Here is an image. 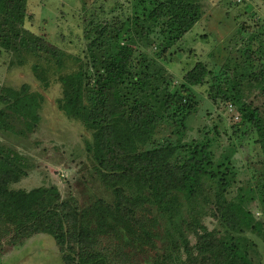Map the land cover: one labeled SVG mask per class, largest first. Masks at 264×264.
<instances>
[{
	"label": "trees",
	"instance_id": "trees-1",
	"mask_svg": "<svg viewBox=\"0 0 264 264\" xmlns=\"http://www.w3.org/2000/svg\"><path fill=\"white\" fill-rule=\"evenodd\" d=\"M126 1L134 14L121 5L97 19L77 55L25 27L27 0H0V51L17 65L31 61L43 89L55 76L57 109L87 132V172L95 184L82 201L75 191L62 196L53 182L15 187L33 163L0 138V244L46 234L61 264H128L138 251L155 248L170 222L182 236L178 264H254L257 244L244 226L252 202L264 215V158L252 184L233 194L239 180L234 155L250 137L264 157V21L242 20L239 43L221 64L197 61L174 81L159 58L201 19L204 0ZM195 87L213 103L235 106L237 145L228 140L223 146L215 123L190 135L200 103ZM42 100L27 83L0 86V131L11 137L32 132ZM201 200L219 228L199 221L194 208ZM184 205L194 244L174 220ZM250 230L264 234L259 222Z\"/></svg>",
	"mask_w": 264,
	"mask_h": 264
},
{
	"label": "rangeland",
	"instance_id": "rangeland-1",
	"mask_svg": "<svg viewBox=\"0 0 264 264\" xmlns=\"http://www.w3.org/2000/svg\"><path fill=\"white\" fill-rule=\"evenodd\" d=\"M121 5L134 14L135 5L126 0H27L25 27L44 36L65 52L80 55L86 37L97 25L96 20L114 13L111 9L118 12ZM251 17L253 21H264V0H204L201 19L169 53L166 52L159 59L174 81H178L182 73L197 61L206 62L209 67L218 66L238 45L241 37L239 25L244 23L241 21L251 22ZM145 48L155 56L151 46ZM14 59L10 53L0 51V86L18 87L27 83L32 90L43 95L39 121L32 132L11 137L0 131L1 139L28 155L33 163L29 174L15 187L29 189L53 182L62 196L75 191L79 201H82L86 194L95 189L87 172L91 164L84 150L87 132L79 122L66 118L57 109L55 99L60 94V86L55 76H49V86L43 89L33 75L31 61L17 65ZM195 91L200 103L197 114L190 122V135L196 134L197 127L215 123L219 129L218 140L223 146L228 140L237 145V141L233 140L236 139L233 125L239 119L235 106L213 103L198 88L195 87ZM251 140L249 137L234 155L239 180L233 194L252 184V171L259 168V161L264 158L258 145ZM194 210L199 221L208 229L219 228L205 201H199ZM249 210L244 228L247 236L257 244L251 257L254 264H264V234L250 230L252 223L259 222L263 224L264 231V215L256 202L250 204ZM189 218V209L185 205L174 216L175 222L182 225L190 244H194V235L184 227V222ZM169 223L160 229L155 248L138 251L128 264H178L180 258H184L182 236L173 228L174 224ZM114 246L115 242L110 241L107 247L113 249ZM60 256L53 239L46 234H35L19 245L10 244L8 238H4L0 244V264H61Z\"/></svg>",
	"mask_w": 264,
	"mask_h": 264
}]
</instances>
